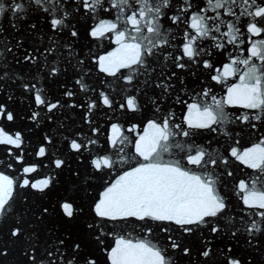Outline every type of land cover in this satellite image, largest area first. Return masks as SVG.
Returning <instances> with one entry per match:
<instances>
[{
	"label": "snow or ice",
	"instance_id": "obj_1",
	"mask_svg": "<svg viewBox=\"0 0 264 264\" xmlns=\"http://www.w3.org/2000/svg\"><path fill=\"white\" fill-rule=\"evenodd\" d=\"M4 18L0 264H264V0H0Z\"/></svg>",
	"mask_w": 264,
	"mask_h": 264
},
{
	"label": "water",
	"instance_id": "obj_2",
	"mask_svg": "<svg viewBox=\"0 0 264 264\" xmlns=\"http://www.w3.org/2000/svg\"><path fill=\"white\" fill-rule=\"evenodd\" d=\"M0 26H3L5 28H9V20L7 18H4V19H0ZM191 79V78H189ZM20 93L19 91L17 92V96H19ZM0 99H2V96H0ZM27 104H28V101L27 100H24L23 103H21V101L19 99H17L15 101L14 104H12L11 106L13 108H15L16 112L19 113V114H24V111L25 109L27 108ZM67 112L69 113V119H75L76 123L78 124L79 123V117H77L75 115V113H72L71 110H67ZM60 119H64V116H60ZM66 123L68 122L67 120L65 121ZM17 129H20L23 131L24 135L27 137V138H30L31 139V142L32 144L36 145L38 144V141L39 139L43 136L44 132L41 131L40 129H35L34 131L32 132H29L27 130V126H26V122L25 121H21V120H18L17 121V124L15 126ZM34 128V126H32ZM43 127V126H42ZM53 127H55V125H53ZM74 127V126H73ZM85 127V131H87V126H84ZM46 131L48 132H51L52 129H46ZM54 139L57 140V142H59V137H54ZM26 144H27V141H26ZM31 150V149H29ZM0 170H3L2 168H0ZM72 179H74L73 177H70L68 176L67 173H65V176H64V179H63V184H62V189H66L68 188V186L71 184L72 182ZM82 182V181H81ZM17 259V256H16V253L15 251H13L12 255H10L8 257V259L6 261H3L2 264H15V261Z\"/></svg>",
	"mask_w": 264,
	"mask_h": 264
}]
</instances>
